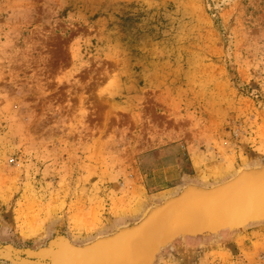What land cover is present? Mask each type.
Here are the masks:
<instances>
[{
  "label": "rangeland",
  "instance_id": "1",
  "mask_svg": "<svg viewBox=\"0 0 264 264\" xmlns=\"http://www.w3.org/2000/svg\"><path fill=\"white\" fill-rule=\"evenodd\" d=\"M257 165L264 0H0L2 246L86 243ZM189 238L153 264H259L264 221Z\"/></svg>",
  "mask_w": 264,
  "mask_h": 264
},
{
  "label": "water",
  "instance_id": "2",
  "mask_svg": "<svg viewBox=\"0 0 264 264\" xmlns=\"http://www.w3.org/2000/svg\"><path fill=\"white\" fill-rule=\"evenodd\" d=\"M264 221V165L241 168L229 179L187 184L150 206L136 222L77 244L69 238L16 250L0 244V260L13 264H153L160 251L183 236L241 230Z\"/></svg>",
  "mask_w": 264,
  "mask_h": 264
},
{
  "label": "crops",
  "instance_id": "3",
  "mask_svg": "<svg viewBox=\"0 0 264 264\" xmlns=\"http://www.w3.org/2000/svg\"><path fill=\"white\" fill-rule=\"evenodd\" d=\"M228 169L230 170L231 168L228 167ZM205 177L207 176H204V178ZM206 243L208 242L205 241L203 238L192 237V238H189V240L182 242L180 246L183 247L185 251L188 250L189 252L193 253L194 250L196 251L200 248H203L206 245Z\"/></svg>",
  "mask_w": 264,
  "mask_h": 264
},
{
  "label": "built area",
  "instance_id": "4",
  "mask_svg": "<svg viewBox=\"0 0 264 264\" xmlns=\"http://www.w3.org/2000/svg\"><path fill=\"white\" fill-rule=\"evenodd\" d=\"M257 257V263L259 262V264H264V245L261 248V250L258 252Z\"/></svg>",
  "mask_w": 264,
  "mask_h": 264
},
{
  "label": "bare ground",
  "instance_id": "5",
  "mask_svg": "<svg viewBox=\"0 0 264 264\" xmlns=\"http://www.w3.org/2000/svg\"><path fill=\"white\" fill-rule=\"evenodd\" d=\"M93 221V220H92Z\"/></svg>",
  "mask_w": 264,
  "mask_h": 264
}]
</instances>
